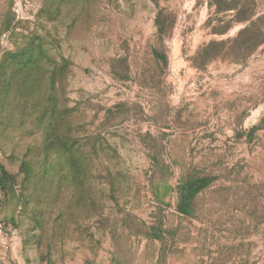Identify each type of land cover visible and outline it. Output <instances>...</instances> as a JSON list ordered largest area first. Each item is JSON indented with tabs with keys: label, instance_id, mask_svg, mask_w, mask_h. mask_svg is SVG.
<instances>
[{
	"label": "rangeland",
	"instance_id": "374dc122",
	"mask_svg": "<svg viewBox=\"0 0 264 264\" xmlns=\"http://www.w3.org/2000/svg\"><path fill=\"white\" fill-rule=\"evenodd\" d=\"M0 264H264V0H0Z\"/></svg>",
	"mask_w": 264,
	"mask_h": 264
}]
</instances>
